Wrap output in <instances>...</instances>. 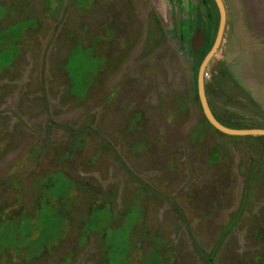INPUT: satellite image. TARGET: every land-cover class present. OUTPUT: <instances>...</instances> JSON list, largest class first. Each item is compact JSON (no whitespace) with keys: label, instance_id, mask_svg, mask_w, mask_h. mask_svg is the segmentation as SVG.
I'll return each mask as SVG.
<instances>
[{"label":"rangeland","instance_id":"1","mask_svg":"<svg viewBox=\"0 0 264 264\" xmlns=\"http://www.w3.org/2000/svg\"><path fill=\"white\" fill-rule=\"evenodd\" d=\"M223 2L208 101L264 129V0ZM219 23L214 0H0V264H264V139L199 99Z\"/></svg>","mask_w":264,"mask_h":264},{"label":"water","instance_id":"2","mask_svg":"<svg viewBox=\"0 0 264 264\" xmlns=\"http://www.w3.org/2000/svg\"><path fill=\"white\" fill-rule=\"evenodd\" d=\"M214 1L218 7L220 14L218 33L213 47L203 59L198 72V93H199V99L203 109V113L206 119L208 120V122L211 124V126L224 135L236 136V137H245V136L264 137V129H232L226 127L225 125H223L218 121V119L215 117L210 107L206 93V81H205L206 70L210 62L212 61V59L220 49V46L224 39V34L227 25V11L223 0H214ZM206 43H207V39L205 37L204 32L198 30L192 40L193 53L197 55L199 51L206 45Z\"/></svg>","mask_w":264,"mask_h":264},{"label":"trees","instance_id":"3","mask_svg":"<svg viewBox=\"0 0 264 264\" xmlns=\"http://www.w3.org/2000/svg\"><path fill=\"white\" fill-rule=\"evenodd\" d=\"M208 54V53H207ZM206 91H207V87H206ZM209 104H210V107H211V109H212V112H213V114L215 115V117L218 119V121L220 122V123H222L223 125H225L226 127H229V128H232V129H245L246 127H242V126H239V125H236V124H232V123H230V122H228V121H225L223 118H221L220 116H218L217 114H216V112L213 110V108H212V105H211V102L209 101ZM206 119V118H205ZM206 122H207V124L210 126V128H212L213 130H215V131H217L214 127H212L211 126V124L208 122V120L206 119ZM218 132V131H217ZM220 133V132H219ZM224 135V134H223ZM262 139H264V137H262ZM57 181H54V185H53V191L55 192V190H56V188H57ZM51 189V190H52ZM61 216V215H60ZM60 216H56L55 217V219H54V222L57 224V226L58 227H64V226H66V223H67V219H66V217L65 216H62L61 218H60ZM61 219L60 221H58V219ZM112 218V216H111V214H109V212L108 213H106V215H105V219L104 220H108V219H111ZM94 220V224H95V222H97V223H99L100 221L99 220H103V218L100 216V217H98V215L97 216H95V217H92V219H91V221H93ZM97 220V221H96ZM137 221H138V215L136 214V213H131V214H129L128 216H127V218H125L124 219V222H123V224L121 225V227H119V229H117V232H116V234L114 235V238H113V241L111 242V245H117L116 243L117 242H120V241H126L128 238H129V236H130V234H131V227L133 226V225H135L136 223H137ZM96 223V224H97ZM91 224V223H90ZM119 245V244H118ZM117 245V246H118ZM108 252H110V250L108 251ZM214 259H210L209 260V262H212ZM150 264H159L158 263V261L156 260V261H152Z\"/></svg>","mask_w":264,"mask_h":264}]
</instances>
